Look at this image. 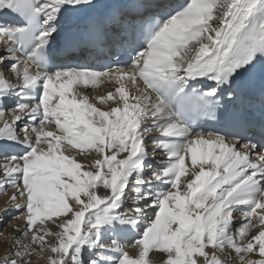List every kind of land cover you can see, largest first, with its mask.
<instances>
[{
	"label": "snow or ice",
	"instance_id": "obj_1",
	"mask_svg": "<svg viewBox=\"0 0 264 264\" xmlns=\"http://www.w3.org/2000/svg\"><path fill=\"white\" fill-rule=\"evenodd\" d=\"M97 7L0 0V193L14 189L25 222L0 264L45 251L47 264H264V119L243 115L247 75L264 63V0L107 10L87 32L109 63H56ZM109 27L119 57L101 39ZM106 82L114 91L95 100L107 110L79 91ZM72 150L97 158L86 166Z\"/></svg>",
	"mask_w": 264,
	"mask_h": 264
},
{
	"label": "bare ground",
	"instance_id": "obj_2",
	"mask_svg": "<svg viewBox=\"0 0 264 264\" xmlns=\"http://www.w3.org/2000/svg\"><path fill=\"white\" fill-rule=\"evenodd\" d=\"M99 1L100 3H103L105 0H96ZM116 7L122 8V9H131L134 5H142L145 7H149V8H154L155 5L157 3H164L167 5H171V6H175L177 3L179 2H183V0H114ZM81 34L84 36V41L83 43L80 44V46L75 50L74 54L71 56H67L64 57L62 56L60 60L58 61H65L67 62L68 60H81L85 63H87V66H92L95 68H102V66L108 64V59H106L103 56V52L106 51V49H102L99 48L96 43L94 42L93 38L89 37V34L87 32V27H85L84 23L81 21ZM113 31L116 32L115 29L113 28H107L104 30L103 35L101 36L102 40H106L108 45L112 46L113 45V41L109 38V35L113 34ZM66 39V34L62 33L61 35L56 37V42L58 44H63L64 41ZM253 71L255 72H262L264 73V63L261 64H257L256 67L253 69ZM7 75V73H6ZM12 82L15 83V79L14 77L11 78ZM116 87V85L106 82L103 83L101 85H99L98 87H87L85 89L82 90V94L83 95H87L90 98V102L92 103H96L97 107H102L105 110H107V105H100L96 100L95 97L97 95H106L107 92L109 91H114V88ZM89 89V91H87ZM111 103V102H110ZM111 106H115V105H111ZM10 108L11 106H9V112L6 113V116L10 119L11 117V113H10ZM151 142V141H149ZM148 142V143H149ZM17 152L22 151V149H16ZM66 154H70V155H75L76 158L80 161H82L86 166L91 164L93 160H95L97 158L96 154L93 153L91 156H82V155H78L75 150L66 152ZM149 155H151V144L149 145ZM163 158V153H160L159 151L157 152V160H160ZM3 158L0 157V164H2ZM156 166V162H153V167ZM87 170H92V169H87ZM0 175H2V173H0ZM189 179L191 178L190 176L188 177ZM184 179V178H182ZM183 186V185H182ZM14 191L13 188L8 187L7 188V192L6 193H0V229L3 230L0 233V261L3 260L5 253L9 251V238L12 236H17L19 235L15 229L16 228H20L23 229L25 226V222L22 218H16L17 217V212L14 209V206L11 205V203L9 202V197L11 196L12 192ZM99 194L100 195H104V191L101 189H98ZM84 199H86V197H82ZM17 202L19 203L20 201L17 200ZM129 202V201H127ZM126 204V203H125ZM5 208H8V211H5ZM124 210L127 212L129 210L128 207L124 206ZM128 208V209H127ZM236 220H237V224L234 225V227L239 226V221L241 219V214L240 213H236ZM148 216L152 217L153 216V212H148ZM53 219H57V218H53ZM46 223L50 224L51 221H47ZM255 229H253V234H255ZM25 243H29L30 241L28 240V238H24ZM33 247H35L34 245H32ZM125 247L127 248V250H129L130 254L132 255L133 252L137 253V250L129 247V244L127 242H125ZM12 251H15V248L11 249ZM208 251H211V249H208ZM229 252H232L231 249H228L226 252L224 253H217V256L220 258H224L225 256L228 255ZM14 258V257H10ZM249 258L252 259H259L258 254L253 253V254H249ZM31 260L33 261L32 264H44V260H45V253H43L42 255L39 256H32ZM236 262H238V260H230L228 262V264H236Z\"/></svg>",
	"mask_w": 264,
	"mask_h": 264
},
{
	"label": "rangeland",
	"instance_id": "obj_3",
	"mask_svg": "<svg viewBox=\"0 0 264 264\" xmlns=\"http://www.w3.org/2000/svg\"><path fill=\"white\" fill-rule=\"evenodd\" d=\"M84 89V87H81L80 89H79V91L80 92H82V90ZM86 89V88H85ZM87 91H89V89L87 90ZM151 144V142H149V145ZM129 203H130V201L129 202H126V204L124 205L125 207H128L129 208ZM127 208V209H128ZM125 209V208H124ZM125 211V210H124ZM3 230H1L0 229V233L2 232ZM46 239H50V238H46ZM1 241V240H0ZM35 246V245H34ZM45 253V260H44V264H47V257L49 256V255H52L50 252H48V251H45L44 252ZM135 254H137V253H135V252H133L132 253V255H135ZM33 256H36V255H33ZM150 258L153 260V261H156V262H158V261H160L163 257H162V255L159 253V252H153V253H151L150 254ZM222 259V258H221ZM33 262V261H32ZM201 264H203V258H201ZM236 264H240V262H239V260H238V262H236Z\"/></svg>",
	"mask_w": 264,
	"mask_h": 264
}]
</instances>
